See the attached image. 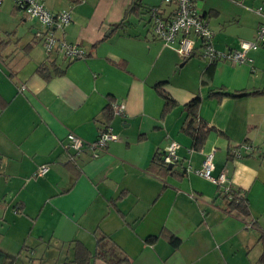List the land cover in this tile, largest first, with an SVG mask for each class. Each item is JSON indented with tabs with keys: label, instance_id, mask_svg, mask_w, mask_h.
Wrapping results in <instances>:
<instances>
[{
	"label": "crops",
	"instance_id": "0c3cea01",
	"mask_svg": "<svg viewBox=\"0 0 264 264\" xmlns=\"http://www.w3.org/2000/svg\"><path fill=\"white\" fill-rule=\"evenodd\" d=\"M40 1L51 13H70L54 34L86 56H48L39 23L3 1L0 17L20 22L0 40V264H76L79 248L89 252L88 264H259L264 48L249 50L242 64L210 62L197 40L183 59L152 32L150 8L165 18L174 10L161 0ZM196 7L220 52L254 40L264 23V0H196ZM259 7L262 16L251 11ZM158 84L176 102L166 114ZM196 96L197 122L210 130L195 149L182 126L184 105ZM111 102L124 112L106 122ZM106 127L117 140L96 157L87 147L78 154L67 147L68 134L90 144ZM172 141L179 145L172 171L153 170ZM210 152L212 174H226L248 216L231 211L217 186L185 171ZM41 166L48 167L42 176Z\"/></svg>",
	"mask_w": 264,
	"mask_h": 264
},
{
	"label": "built area",
	"instance_id": "2783aa9c",
	"mask_svg": "<svg viewBox=\"0 0 264 264\" xmlns=\"http://www.w3.org/2000/svg\"><path fill=\"white\" fill-rule=\"evenodd\" d=\"M18 8H20L26 17L35 20L43 28V31L37 32L36 36L41 39L45 53L50 56L52 54L62 55L68 61L82 60L86 56L85 50L77 44H69L58 39L54 30H62L71 21V15L68 11L59 13H51L45 8L40 0H11ZM165 6L174 8L172 16L165 18L161 15L156 7L149 10L152 22V32L154 36L163 43L164 46L173 47L177 54L183 58H189L194 49L195 42L198 40L202 47L201 56L210 62L226 61L233 64H242L248 61L246 53L249 50L264 48V23H261L252 41L241 40L239 48L228 52L217 51L213 47V32L208 27L202 14L196 7V0H161ZM3 0H0V7ZM257 15L262 16L261 8L251 9ZM110 107L113 114L121 116L124 112V106L111 102ZM68 145L76 154L84 147L92 151L94 157L98 153L103 152L110 142L117 140V136L112 133L110 127H106L100 132L95 142L87 144L79 137L68 134ZM179 145L176 142H170L161 155V161L164 165H174L177 162L176 152ZM245 149H248L246 146ZM235 155H240L233 150ZM48 171L47 166H41L37 174L42 176ZM185 171L192 172L220 189V192L230 201L234 199V193L231 191L230 182L226 174L223 172L213 175V152L204 155L200 167L192 169L187 166Z\"/></svg>",
	"mask_w": 264,
	"mask_h": 264
},
{
	"label": "trees",
	"instance_id": "16d2710c",
	"mask_svg": "<svg viewBox=\"0 0 264 264\" xmlns=\"http://www.w3.org/2000/svg\"><path fill=\"white\" fill-rule=\"evenodd\" d=\"M119 26L120 24H117L115 27H119ZM37 73L41 74V76H43L45 79L48 77L47 68L44 66L43 67L41 66L40 68H38ZM161 84H158L155 88L157 89V91L163 98L162 112L163 114H166L173 107L176 106V102L169 95L159 90L158 87H160ZM221 95H226V94H221ZM243 95H245V93H239L234 96H243ZM110 104L111 103H109L103 110V115L106 118V122H109L110 119L114 115L110 107ZM199 104H200V98L196 96L195 98H193L192 100H190L188 103L184 105L186 116H185V121L182 126V130L193 139V148L195 149L201 146L205 137L207 136V133L210 130L209 128H207L205 124H201L197 122V111H198ZM152 165H153L152 167L153 170L156 168H160L161 170H164L165 172L172 171V169L171 170L168 169V166L162 163L161 155L156 156L153 159ZM229 207L231 211H237L244 216H248L247 203L238 195L234 194V199L229 203ZM168 238H169L168 239L169 242L171 243L173 247L178 246L179 240L176 237L170 236ZM147 241L149 243H152L154 239L149 238ZM258 241L262 245V249H263L262 254L259 258V264H264V233H261L259 235ZM89 259H90L89 252L86 251L85 249L79 248V250L76 251V254H75L76 264H88ZM121 263L128 264V260L126 258H122V259H118L116 261L111 262V264H121Z\"/></svg>",
	"mask_w": 264,
	"mask_h": 264
},
{
	"label": "rangeland",
	"instance_id": "374dc122",
	"mask_svg": "<svg viewBox=\"0 0 264 264\" xmlns=\"http://www.w3.org/2000/svg\"><path fill=\"white\" fill-rule=\"evenodd\" d=\"M4 1V0H3ZM11 1V0H10ZM12 2V1H11ZM2 7V5H1ZM21 13V12H20ZM17 16V15H16ZM14 14L12 15H2L0 17V40H5L7 38V34L10 33V31L14 30L16 25L20 22L18 19V16L16 19H14ZM40 26V25H39ZM41 27V26H40ZM42 28V27H41ZM43 31V28H42ZM12 37V36H11ZM17 41H13L10 45L12 48L16 46ZM43 47V46H42ZM44 50V49H43ZM45 52V51H44ZM46 54V53H45Z\"/></svg>",
	"mask_w": 264,
	"mask_h": 264
},
{
	"label": "water",
	"instance_id": "95a60500",
	"mask_svg": "<svg viewBox=\"0 0 264 264\" xmlns=\"http://www.w3.org/2000/svg\"><path fill=\"white\" fill-rule=\"evenodd\" d=\"M171 168H172V165H169V166H168V169H171Z\"/></svg>",
	"mask_w": 264,
	"mask_h": 264
}]
</instances>
